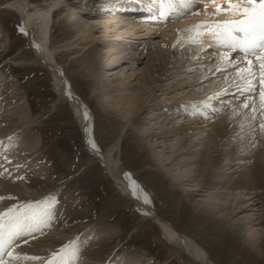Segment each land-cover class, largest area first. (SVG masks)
Returning a JSON list of instances; mask_svg holds the SVG:
<instances>
[{
  "label": "rangeland",
  "instance_id": "374dc122",
  "mask_svg": "<svg viewBox=\"0 0 264 264\" xmlns=\"http://www.w3.org/2000/svg\"><path fill=\"white\" fill-rule=\"evenodd\" d=\"M8 1L10 0H0V165H3V168H0L2 178H0V196L6 198L5 201L0 202V212L14 206L19 210L23 205L36 204L46 197L50 200L54 197L53 218L49 225L42 227L44 232L43 230L41 233L34 232L27 236L26 240L37 243L41 251L48 248H51V251L56 250L52 255L61 257L59 253H63L70 264H133L135 262V264H201L179 247L167 242L162 237L159 225L151 217L142 214L133 200L122 194L115 182L106 176L99 163L90 159L84 149L80 129L66 102L51 111L52 101L55 98L52 75L36 60L29 39L20 28L22 17L16 10L7 6ZM32 1L41 4L45 0ZM78 1L87 8L94 5L95 12L99 11L101 14L120 12L119 9L114 8L109 10L112 9L115 0ZM70 2L71 0H67L56 11L60 13L52 30L50 46L55 48L57 60L63 64L74 88L91 106L94 115V132L101 147L106 150L120 137V175L135 181L134 183L153 200L157 213L205 246L217 264H264V239L255 246L247 235L251 221L250 224L254 223L253 227L264 228V205L261 206L263 209H260V206L252 207L246 204L247 201H244L246 195L238 204L236 201L233 202L235 197L232 195L228 207H223L229 196L224 194L217 199L214 192L237 193L241 189L219 188L220 185L217 187L212 183L213 179H210V183L203 181L197 186L196 182L200 177L187 179L189 176L180 172L175 165L171 166L167 163L170 146L165 149V155L160 157L158 149L161 150L162 145L152 146V138L145 139L146 129L153 126L155 130V126L159 124V119L148 121L146 117L148 111L155 110L153 100L151 98L146 100L137 113L139 121L136 122L134 117L126 115L119 107L120 101L117 98L125 89L115 90L117 91L116 94L114 93L115 97L110 92L113 88L123 85L131 87L130 92L145 91L142 97L146 98L150 88L144 86L140 79L147 61L150 60L151 64H155L154 57L161 61L159 55L167 54L170 60L169 71L154 68L155 74L163 73L162 81L155 85L152 91V96H157L155 100L163 98L162 102L168 103L173 100L182 102L192 95L196 98L207 96L210 89L212 91L216 89V86L210 88L209 84L222 77L219 73L216 72L212 79L203 82L201 88L197 84L193 88L188 87L189 83L186 82L191 79L192 73L200 74L201 67L190 68L188 71L184 68L175 71L184 57L185 59L192 57L200 63L207 52L202 50L195 54L196 44L186 46L175 37L168 40L164 31L151 34L141 26L135 33L126 34L129 37L122 36L124 39L120 38L117 41H125L128 38L133 40L136 38L133 36L141 34L140 36L145 37L143 39L151 38L152 42L147 46L136 41L120 46L113 41V38L117 37L116 31L109 29L104 34L102 27L93 30L96 36H91V41L89 39L85 41L78 38L71 21H67L66 14L70 10L68 7ZM102 2L105 6L104 4L101 6ZM123 2L124 0H119L118 4ZM104 7L108 9L104 10ZM32 27L36 33H39L38 22L34 21ZM166 28L169 29L168 33H171L174 26L168 24ZM113 47L119 49V52L113 50ZM117 54H124L125 60L122 61V65L114 68L113 75H108L107 69L110 67L105 64L104 59ZM129 56L139 58V61L129 62ZM233 91L221 98L214 95L216 98L211 100L210 105L215 111L217 110L215 112L217 118L239 112L242 115L235 116L237 121L240 122L245 118L248 123L242 130L231 132L228 135L230 138L223 141V147L230 141L241 139L249 131H256L252 143H256L258 138H263L259 133L261 134V129H264L260 127L264 123V109H261L258 102V93L253 97L255 101L245 108L243 103L246 99L239 100L234 94H230ZM22 105L28 109V119L21 113ZM253 107L256 109L255 112ZM172 116L174 117L165 121L168 123L167 126L180 124L178 125L180 127L183 120L181 123L176 113ZM192 117L198 118L201 122L203 114L197 112ZM185 120L189 122L187 118ZM237 121H233L232 126H235ZM163 125L165 126V123ZM212 129L213 126H210L208 131ZM182 132L184 131L178 133L180 137L185 133ZM194 133L192 132L184 142L190 146L189 150L184 152L190 154L184 155L183 158L191 155V152L197 148V141L193 142L196 136ZM207 138L209 141L210 137ZM248 144H251V141ZM256 144H251L250 148L256 149ZM254 149L250 151L251 154ZM114 154L115 157L118 156V152ZM181 157V152L177 151L170 160L177 162ZM220 162H223V159L218 161ZM236 166L237 164H234L231 170L236 169ZM241 167L238 165V171L232 174L234 178L239 177ZM167 169L170 170L171 175L181 176L178 185L166 174ZM227 184L229 183H226V186H229ZM13 190L17 194L10 192ZM260 200L262 201L259 203L264 204V195ZM215 202H219L216 207L212 205ZM232 202L234 204L230 207ZM232 210L234 212L229 216L228 213ZM49 237L50 241H48ZM55 240H57L56 244ZM87 242L89 245L84 251L85 254H82L81 249ZM67 249H70V252L66 253ZM25 261H28L27 263L23 261L25 264H37L33 260ZM66 263L61 262V264Z\"/></svg>",
  "mask_w": 264,
  "mask_h": 264
},
{
  "label": "bare ground",
  "instance_id": "6f19581e",
  "mask_svg": "<svg viewBox=\"0 0 264 264\" xmlns=\"http://www.w3.org/2000/svg\"><path fill=\"white\" fill-rule=\"evenodd\" d=\"M66 1L67 0H45L41 4L40 3L36 4L32 0H10L7 2V6L16 10L21 15L22 28L27 38L29 39V43L32 46L33 51L36 54L35 55L36 60L39 61L52 75L53 78L52 86L55 92V98L52 101V107L56 108L64 101L66 102L67 106H69L71 109L73 118L77 121L82 131L81 135L83 140H85L86 142L87 148L89 149V151H91V154L89 155L90 159L93 161H97L99 164L102 165L105 173L108 176H111L116 181L119 191L122 192L127 197H129L130 199H132L136 208L142 214L151 217L150 212L156 213L158 217L155 215H153V217L156 219L157 224L161 229L162 237L167 242L179 247L184 251V253L189 255V257H191L193 260L197 262H200L201 264H217L212 259L208 249L205 246H203L191 235L178 229L171 221L163 218L161 215L157 213L153 200L140 187H138L136 183H134L135 181L131 180V178L128 179L122 177L123 175L122 176L120 175L119 172V169L121 168L120 167L121 159L119 156V153H121L120 137L114 143L109 145L106 150H104L98 143V140L94 132L95 124H94L93 110L88 104V102L85 101L81 96V94L74 88L72 81L68 76V74L66 73L63 64L57 60V57L55 55L56 51H54L55 48L50 46V41H52V37H51L52 30L54 25L56 24L55 22L57 21L56 20L57 16L60 13V11L59 13H56V11L60 9L66 3ZM127 1L128 0L126 1L124 0L123 4H118V5H120V7H126L128 4ZM207 3L209 4H207L206 6L198 5L197 10L199 11L197 12L199 14H193V15L190 14L174 20L173 21L174 29L171 30V33H168L169 31L168 28L166 27H165L166 29L164 27L161 28L157 22H153L148 19H145L141 17L140 14H130L129 12H123V13L116 12V14L115 13L101 14L99 13V11L95 12L94 5L88 7L90 8L89 10L86 6H84V4L80 3L78 0H71V2L68 3L69 4L68 7L70 10L68 9L69 11L66 14V18L67 21H71L72 27L74 28L75 34L78 36V38H82L85 41L87 39L91 41L92 38L90 37L93 35L96 36V33H94L93 30L102 27L103 29L102 32L104 34L107 33L109 29L116 31L115 34L117 35V37L113 38V41L117 42L116 44L120 46L130 44L131 42H135V41L140 44L144 43V46H147V44L151 43L152 40L150 37H148L149 39L148 38L143 39L145 37L140 36L141 34H138L137 36H133L136 37L133 38V40H130V38H128V40H125V41H130L129 43L122 40L117 41L120 38L124 39V37L122 36L129 37V35L126 34L135 33L136 31H138V29L141 26V28H144L148 31L147 33H151V34L153 32L164 31L166 38L168 40L177 37L179 41L183 44H187L190 42H198V45L194 53L197 54L202 50L203 52L204 51L207 52V54L206 53L204 54V59H202L199 63V61H195L192 57H188L186 59L184 57L183 62H180V64L176 66L177 69L175 71H178V69H182V68L188 71L190 68L196 69L197 67H201V70L199 71L200 74L192 73V75H190L192 76L191 79L186 82L189 83L188 87L190 86L193 88L196 86V84L199 85V87L201 88L202 87L201 84H204L203 82H207L208 80L212 79V77L215 75L216 72L217 74L219 73L222 77L220 79L218 77L217 78L218 80H216L214 83L209 84L210 88L216 86V89L213 91L210 89V91H208L207 93V96H202L201 98H196V96L194 95H192L191 97L188 96L187 99H183L184 101L182 102L180 101L181 103L176 100H173L172 102H168V103L162 102L163 98L161 100L158 99L155 100L157 96L156 95L152 96V91L154 90L155 85L159 84L160 81H162L163 73L155 74L154 68H157V70H161V71H169L170 60L167 54L159 55V59H162L161 61H158L157 60L158 58L154 57V60L156 61L155 64H151L149 62L150 60L147 61V65L140 79L141 83L144 84V86L150 88V91L147 93L146 98L142 97L145 91L130 92L131 87L129 86L125 87L121 85L119 86V88L118 87L113 88L110 92L112 93L113 96L114 93L116 94L117 92V91L115 92V90L125 89L123 90L119 98H117L120 101L119 107L122 110V112L126 113V115L134 117L136 122L139 121V116L137 115V113L144 106L146 100H148V98H151V100H153L152 104L153 106H155V110L152 109L148 111L147 112L148 115L146 117H148L147 118L148 121L159 119L158 121L159 124L155 126L156 127L155 130L153 126H150L148 129H146L145 139L152 138V142H151L152 146H155L156 144L162 145V149L161 150L158 149V155L160 157H163L165 155L166 153L165 149H167V147L170 146L171 147L170 154L167 155L168 158L167 163L171 166L175 165V167L179 169L180 172L190 177V178L187 177V179L190 180L191 177H200L199 179H197L196 182L197 186H200L203 181H205V183H210L209 182L210 179L211 180L213 179L212 183L215 184L217 187L218 185H220L219 188L228 187L231 190L241 189L240 192L237 193H231V192L225 193L223 191L214 192L217 199L223 196L224 194H226L227 197L229 196V199L228 200L226 199L224 202V204L226 205H224L223 207H228V204L230 203L229 202L230 197L232 195L235 197L233 199L234 200L233 202L236 201L238 204H240V199L246 195V199L245 200L242 199L244 201H247L246 204L252 207L260 206V209H263V207L261 206L264 204L259 202L262 201L260 199L262 198V195H264V129H261L262 131L261 134L259 133V136L260 137L263 136V138H258L257 140L258 143L255 141L257 144L252 143V138L254 134H256V131H251V132L249 131V133L244 134L241 139L238 138V140L230 141L227 143V146L223 147L222 146L223 141H226L228 138H230V136L228 135H230L231 132L234 133L236 131L242 130V128L248 122H246L245 118L240 122L237 121V118H235V116L240 117L242 115L239 112H233L226 117L217 118L216 117L217 113H215L216 112L215 109H213V107L210 105L212 102L211 100L216 98L214 97V95H216L217 98L224 97L226 93L234 90L237 84H239L238 86L242 87V85L244 86V83L237 79V74L234 75L233 68L235 67H233L232 64L228 63L223 59V57L227 55L226 53H220L219 55L218 54L216 55L215 52H213V50H207L204 48L207 46V44H211V43L218 44L216 41L212 42V39L209 35L205 34L203 36L196 35L194 37H187L185 35L187 29H180L181 26L182 27L189 26L190 24H194L193 22L199 21V19L201 18L202 19L206 18L211 20V19L228 17L225 14L216 15L214 12L216 6L212 7L209 6L210 2ZM100 4L101 6H103V4L105 6L104 2ZM131 4L132 3H130V5ZM148 4L149 6L147 10L149 12H151V10L155 9L156 7L160 9V4L154 2V0H150ZM140 7L141 5L139 7L136 6V8H140ZM141 9L143 10L145 8L143 7ZM34 21L38 22L39 24L38 27L39 33H36L32 27V23ZM133 30L135 31L133 32ZM202 32L206 33L207 29L204 28ZM147 33H145V35ZM137 37H139V39H137ZM154 37L155 36H153V38ZM219 49H221V47H219ZM113 50L115 51L117 50L119 52V49H114V47ZM230 52H232V50H230ZM229 58L232 59L233 61L240 60L237 58V56H234V54H230ZM128 59L130 60L129 62L139 61V58H135L134 56L132 57L129 56ZM124 60H125L124 54L122 55L117 54L106 57L104 59V62L107 66L110 67L109 69H107L108 70L107 74L113 75L115 73L114 68L118 65H122V61ZM101 63H103V61ZM245 63L239 64V67L241 68L246 67L247 64ZM202 74L204 75L201 76ZM180 82L182 81L180 80ZM121 83L125 84L126 82H121ZM179 85L182 84L179 83ZM104 94L106 95L107 92ZM160 102L162 103L160 104ZM82 104L84 106H82ZM149 106L151 107V105ZM21 107L23 108L21 113L25 115L26 118L28 119L29 118L28 109L24 105H22ZM17 109L19 110L20 106ZM18 110H16V112L20 113L18 112ZM197 112L203 114V119L201 120V122L198 121V118L192 117V115H195V113L197 114ZM175 113L179 115V120H181L180 121L181 123L183 120V124L180 127H178V125L180 124H176V125L171 124L170 126H167L168 123H166L165 121H168L172 117H174L172 116V114ZM186 118L189 122H185ZM235 120L237 121V123L235 126L234 125L232 126V122ZM198 122L200 123L198 124ZM164 123L165 126L163 125ZM210 126H213V129L211 131H208V128ZM180 131L185 132V133L182 132L184 133V135L181 137L180 134H178ZM192 132H195L194 136L196 135L195 137L193 136L194 137L193 142L197 141V148L194 149L193 152H191V155L183 158L184 155L190 154V152H184V151H188L190 147L189 144H184V142L188 136L190 137ZM208 136L210 137L209 141L208 138L206 139V137ZM170 137H173L174 139ZM199 140L202 141L200 142ZM249 141H251V144H256L255 147L256 149L250 148L251 144H248ZM179 142L182 144H179ZM240 144H243V146H241ZM253 149L254 151L251 154L250 151H252ZM177 151L181 152L182 157L180 158V160H177V162H173L170 159ZM116 152H118V156L115 157L114 153ZM222 159L223 162L218 163V161H221ZM162 162H163V158H162ZM234 164H237V166L235 167L236 169L231 170ZM238 165H240V167L242 165L244 166L241 167L240 169L239 177L234 178L232 174L235 171H238ZM165 171L166 174L172 178L175 184L178 185L180 183L181 176L171 175L170 170L168 169ZM226 183H229L227 184L229 186H226ZM10 192L14 195L17 194L15 190ZM239 194H243V195L240 196ZM237 196H240V198H238ZM233 202L231 203L230 207L233 206L234 204ZM218 204L219 202H215V204L212 205H215L214 207H216ZM243 205H245V203ZM233 212H234L233 210L232 212L230 211L228 215L230 216ZM250 223H252V221L249 222L250 226L248 225L249 227H248L247 235L249 239H252L250 241L254 243L255 246H257V243L264 239V228L262 229L258 227H253L254 223L253 224ZM42 230H43L42 232H44L43 228ZM27 236L29 235L20 236L15 240L11 248L5 250V253L3 254L2 258L3 259L5 258L4 261L6 262V264H25L23 263V261L26 262L25 261L26 259L22 258L25 255L37 256L43 258L41 260H36L37 264H46V261L53 260L52 253L56 252V250L51 251V248L50 249L46 248L47 250L41 251V248L38 245H36L37 243L35 244L33 243V241L27 242L23 240ZM50 237L49 240L47 239L48 241H50ZM45 242H47L46 239ZM54 243L56 244L57 240H55ZM88 245L89 244L87 242L85 247L81 249L82 254H85L84 251L86 250ZM67 250L68 251L66 253L70 252V249ZM8 251H12L14 255H18L21 258L13 259L9 257L7 255ZM75 251L77 250L75 249ZM78 252L80 253L81 251L79 250ZM59 254H61L62 256L61 255H59L61 257L57 256L58 259L53 260V264H61V262L63 263L67 262L66 264H70V261H68V259L65 258L63 253H59Z\"/></svg>",
  "mask_w": 264,
  "mask_h": 264
},
{
  "label": "snow or ice",
  "instance_id": "6c2138e0",
  "mask_svg": "<svg viewBox=\"0 0 264 264\" xmlns=\"http://www.w3.org/2000/svg\"><path fill=\"white\" fill-rule=\"evenodd\" d=\"M154 2L160 4L161 18L175 13L177 3L187 10H195L196 7V0H154ZM214 12L216 15L225 14L229 19L211 23L202 21L186 31L197 36L207 34L220 46L232 51L238 50L241 56L239 61H233L227 55L223 59L236 68L237 79L245 85L241 92L252 94L246 97V100L252 99L258 93L259 104L261 109H264V0H226V7L217 5ZM194 14L199 13L194 11ZM202 28H206L207 32L200 31ZM245 62L246 67H239V64ZM243 107L248 108L249 104L245 102ZM255 111L253 107V112ZM260 126L264 128V124ZM0 168H3V165H0ZM5 199L4 196H0V202ZM54 200V197L51 200L46 197L36 204L23 205L19 210L14 206L0 212V264H6L2 256L6 249L13 246L17 238L42 231L43 226L49 225L53 218ZM7 255L13 259L21 258L12 251H8ZM22 258L33 261L43 259L26 255ZM56 259L58 257L54 254L53 260ZM53 260L46 261V264H53Z\"/></svg>",
  "mask_w": 264,
  "mask_h": 264
},
{
  "label": "water",
  "instance_id": "95a60500",
  "mask_svg": "<svg viewBox=\"0 0 264 264\" xmlns=\"http://www.w3.org/2000/svg\"><path fill=\"white\" fill-rule=\"evenodd\" d=\"M82 106H84L83 104H82ZM91 117V116H90ZM89 153L91 154V151H89ZM153 215H155V214H153ZM156 216V215H155Z\"/></svg>",
  "mask_w": 264,
  "mask_h": 264
}]
</instances>
